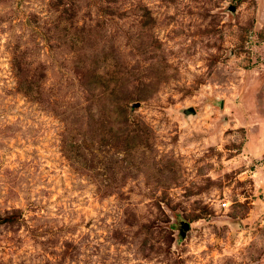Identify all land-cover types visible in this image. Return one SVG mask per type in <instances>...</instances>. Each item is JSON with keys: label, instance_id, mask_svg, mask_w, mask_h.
Wrapping results in <instances>:
<instances>
[{"label": "rangeland", "instance_id": "374dc122", "mask_svg": "<svg viewBox=\"0 0 264 264\" xmlns=\"http://www.w3.org/2000/svg\"><path fill=\"white\" fill-rule=\"evenodd\" d=\"M0 264H264V0H0Z\"/></svg>", "mask_w": 264, "mask_h": 264}, {"label": "trees", "instance_id": "16d2710c", "mask_svg": "<svg viewBox=\"0 0 264 264\" xmlns=\"http://www.w3.org/2000/svg\"><path fill=\"white\" fill-rule=\"evenodd\" d=\"M129 103H130L129 101H124V107L126 108L127 106H129Z\"/></svg>", "mask_w": 264, "mask_h": 264}, {"label": "water", "instance_id": "95a60500", "mask_svg": "<svg viewBox=\"0 0 264 264\" xmlns=\"http://www.w3.org/2000/svg\"><path fill=\"white\" fill-rule=\"evenodd\" d=\"M184 227H185V230L189 229V224L186 223Z\"/></svg>", "mask_w": 264, "mask_h": 264}, {"label": "built area", "instance_id": "2783aa9c", "mask_svg": "<svg viewBox=\"0 0 264 264\" xmlns=\"http://www.w3.org/2000/svg\"><path fill=\"white\" fill-rule=\"evenodd\" d=\"M226 203H224V205H225Z\"/></svg>", "mask_w": 264, "mask_h": 264}]
</instances>
